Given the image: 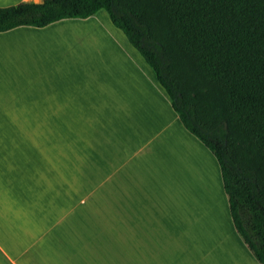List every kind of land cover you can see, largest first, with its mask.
I'll use <instances>...</instances> for the list:
<instances>
[{
	"label": "crops",
	"instance_id": "obj_1",
	"mask_svg": "<svg viewBox=\"0 0 264 264\" xmlns=\"http://www.w3.org/2000/svg\"><path fill=\"white\" fill-rule=\"evenodd\" d=\"M0 264H260L218 161L103 10L0 32Z\"/></svg>",
	"mask_w": 264,
	"mask_h": 264
},
{
	"label": "trees",
	"instance_id": "obj_2",
	"mask_svg": "<svg viewBox=\"0 0 264 264\" xmlns=\"http://www.w3.org/2000/svg\"><path fill=\"white\" fill-rule=\"evenodd\" d=\"M105 11L214 155L234 228L264 264V0H41L0 8V32Z\"/></svg>",
	"mask_w": 264,
	"mask_h": 264
},
{
	"label": "rangeland",
	"instance_id": "obj_3",
	"mask_svg": "<svg viewBox=\"0 0 264 264\" xmlns=\"http://www.w3.org/2000/svg\"><path fill=\"white\" fill-rule=\"evenodd\" d=\"M103 13H105L108 16V14L105 11H103Z\"/></svg>",
	"mask_w": 264,
	"mask_h": 264
}]
</instances>
